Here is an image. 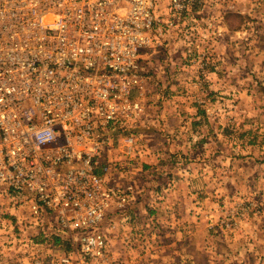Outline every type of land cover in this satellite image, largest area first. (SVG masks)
Masks as SVG:
<instances>
[{
  "label": "built area",
  "instance_id": "1",
  "mask_svg": "<svg viewBox=\"0 0 264 264\" xmlns=\"http://www.w3.org/2000/svg\"><path fill=\"white\" fill-rule=\"evenodd\" d=\"M160 1L0 0V198L52 219L68 248L33 264H120L117 248L133 245L126 169L150 84L142 55L162 36ZM165 1L178 19H202L212 0Z\"/></svg>",
  "mask_w": 264,
  "mask_h": 264
},
{
  "label": "rangeland",
  "instance_id": "2",
  "mask_svg": "<svg viewBox=\"0 0 264 264\" xmlns=\"http://www.w3.org/2000/svg\"><path fill=\"white\" fill-rule=\"evenodd\" d=\"M157 12L162 36L142 55L159 89L158 100L148 104L158 112L179 108L189 117L198 112L207 122L198 128L211 131L208 150L213 155L219 148L222 158L188 168L177 157L178 166L164 170L158 183L149 174L141 185L160 198L143 204L137 215L129 217L128 208L123 213L134 237L132 246L117 248L120 264H152L156 258L164 264H264V0H212L201 9L202 19L174 17L165 0ZM214 15L220 21L209 27ZM134 160L126 169L132 181L143 168L138 156ZM17 201L0 198V264H33L35 257L68 250L63 233L53 243L52 219L31 216ZM150 210L152 222L146 218ZM148 224L158 228L151 231ZM159 224L182 229L171 232Z\"/></svg>",
  "mask_w": 264,
  "mask_h": 264
},
{
  "label": "crops",
  "instance_id": "3",
  "mask_svg": "<svg viewBox=\"0 0 264 264\" xmlns=\"http://www.w3.org/2000/svg\"><path fill=\"white\" fill-rule=\"evenodd\" d=\"M148 56H150V53ZM152 58H154V56ZM152 58H150V60ZM145 68L147 69V67ZM148 70L154 74L156 72L155 68L153 67H148ZM148 75L150 78V85L148 87L147 94L142 99L145 109L144 116L138 125H136V127L133 129L138 138L142 137V143L140 142L141 146L138 147L136 156L134 158L138 156L143 168L142 170H139L138 173H136L137 175H135V179L133 180L134 183H137V186L135 185L136 201L127 207L129 210V217H131L132 214H139L137 211H139L141 206L146 204V202L155 203V199L160 198L158 196V192H156L155 195H148V193L151 191H148L146 187L141 185L144 183V181H146V179H149V174L152 172L153 173L151 177L153 179L155 178L158 183V181H160V177H165V174L163 173L164 170L178 166L177 157L184 159L182 161L183 164L184 161L185 165L190 164L188 165V168H192V164H195L198 161H205L208 158H212V156L217 157L218 155L222 158V152L219 148L213 149V155L208 150V134L211 131H204L201 126L198 128V124L201 125L202 123V126L207 125L205 118H201L198 112L190 115L189 117V115L181 111L179 108H174L173 112L169 110H164L162 112L153 111L155 107L149 106L151 104H148V102H151L153 99L158 100L157 94L159 89L156 88L154 77L150 75V73ZM148 93L149 96H147ZM154 103H157V101H154ZM189 119L194 121L187 123V120ZM185 135L188 136L187 140L185 139ZM218 147H220V144ZM197 154L198 156L196 159ZM135 161H137V159H135L134 162ZM169 172L170 171H167V176L171 177ZM141 214H143L142 211ZM153 214L154 212L150 210L148 212V216H146L147 219H150V222L154 220ZM159 225L163 228V230H168L171 232L175 231L177 228L182 229V227L177 224ZM146 226H150L149 230L151 231L156 229V227L158 228V224H148ZM170 241L168 243L172 244L173 242L171 243ZM161 260L162 259L160 258H156L152 261V264H164L165 262H161Z\"/></svg>",
  "mask_w": 264,
  "mask_h": 264
},
{
  "label": "trees",
  "instance_id": "4",
  "mask_svg": "<svg viewBox=\"0 0 264 264\" xmlns=\"http://www.w3.org/2000/svg\"><path fill=\"white\" fill-rule=\"evenodd\" d=\"M52 240H53V243L57 244V243H60L61 242V239L59 236L57 235H52ZM67 248V246H66Z\"/></svg>",
  "mask_w": 264,
  "mask_h": 264
}]
</instances>
